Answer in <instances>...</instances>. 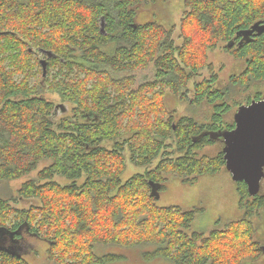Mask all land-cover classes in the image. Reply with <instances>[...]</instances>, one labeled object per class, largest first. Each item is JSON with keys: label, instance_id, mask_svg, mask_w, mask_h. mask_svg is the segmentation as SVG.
I'll return each mask as SVG.
<instances>
[{"label": "trees", "instance_id": "16d2710c", "mask_svg": "<svg viewBox=\"0 0 264 264\" xmlns=\"http://www.w3.org/2000/svg\"><path fill=\"white\" fill-rule=\"evenodd\" d=\"M150 1L0 0V233L20 240L26 226L54 264H114L126 256L97 246L144 245L156 247L145 259L174 264L256 262L264 193L237 182L243 215L189 235L203 209L159 206L150 182L161 194L171 177L194 185L226 169L221 133L235 128L240 106L264 99V32L227 44L264 24V0H181L180 44L177 25L138 24ZM217 50L245 63L225 86L209 61ZM149 69L153 78L138 80ZM169 94L189 103L188 115L177 116ZM62 103L69 111L54 120ZM210 146L214 155L203 154ZM159 156L122 184L127 157L148 167ZM20 199L39 204L20 210ZM0 264L30 263L4 247Z\"/></svg>", "mask_w": 264, "mask_h": 264}, {"label": "rangeland", "instance_id": "374dc122", "mask_svg": "<svg viewBox=\"0 0 264 264\" xmlns=\"http://www.w3.org/2000/svg\"><path fill=\"white\" fill-rule=\"evenodd\" d=\"M184 10L185 7L181 0H151L141 7L137 15V22L138 24L158 22L166 27L177 25L174 38L176 43L180 44L179 25ZM39 58L41 61H45L42 56H39ZM209 61L214 65L215 72L219 76V86H225L229 77L233 74H240L245 66L243 61L232 58L223 50L212 52ZM209 75V70H204L202 76L195 80L209 77ZM136 76L138 80H151L153 78L151 69L138 71ZM192 87L193 82H191L189 89ZM167 104L170 108L177 109V116L188 115L189 103L186 101L169 94L167 95ZM68 111V104H59L55 109L53 119L57 120ZM216 149L214 146L207 147L203 151V154L214 155ZM174 156H177V154ZM160 159L161 156L157 157L150 166L146 167L132 164L127 157V169L121 176L122 184H125L137 174H145L148 170L154 169ZM34 175L35 172L30 176L11 182L10 192L16 196L22 183ZM55 180L64 184L70 183V181L62 179L61 177H56ZM260 191L264 193V179L261 181ZM156 202L162 207L180 206L185 209L194 207L202 208L203 212L196 216L191 228L187 231L189 235L195 232L208 234L211 230L221 228L226 222L237 220L243 215L240 208V196L237 184L227 169H223L217 174L205 175L194 185H187L181 179L171 177L167 183V187L161 192ZM38 204V200L20 199L15 206L20 210H27L31 206ZM258 226L259 229L256 233L255 240L260 242L264 247V208L258 219ZM20 232H18L21 235L20 240H16L14 235L3 234L4 241L0 245L13 249L30 264H54L49 258L48 250L50 245L48 242L31 235L26 226H23ZM155 249V246L150 245H144L141 248L134 249L97 246L96 251L99 254L107 252L126 256L127 259L114 264H174L164 258L145 259L143 257V254L153 252ZM247 264H264V251L258 261Z\"/></svg>", "mask_w": 264, "mask_h": 264}, {"label": "water", "instance_id": "95a60500", "mask_svg": "<svg viewBox=\"0 0 264 264\" xmlns=\"http://www.w3.org/2000/svg\"><path fill=\"white\" fill-rule=\"evenodd\" d=\"M259 27L263 31L261 23H256L244 33V36L253 33ZM42 65L45 75L46 60L42 61ZM234 120L235 128L221 133L226 169L236 183L245 182L250 195L255 197L260 193L261 181L264 179V99L240 106ZM150 184L152 194L158 198L160 194L156 190V184L154 182Z\"/></svg>", "mask_w": 264, "mask_h": 264}, {"label": "flooded vegetation", "instance_id": "af4514ba", "mask_svg": "<svg viewBox=\"0 0 264 264\" xmlns=\"http://www.w3.org/2000/svg\"><path fill=\"white\" fill-rule=\"evenodd\" d=\"M260 23V22H259ZM261 26H263L264 27V24H261ZM264 32V29H263V31H262V28L261 27H259L258 28V30H256V31H254L253 33H248L246 36H244V33L243 34H241V35H239L238 37H240L239 39L238 38H233V40H231L228 44H227V46L229 47V48H234V47H236L237 45H241L243 42L245 43V42H247V41H249L250 40V38H254L255 36H257V35H259V34H261V33H263ZM21 233V232H20ZM20 233H18V235H20ZM12 236L14 235V234H11ZM21 236V235H20ZM4 241V236H3V233H0V244H2V242ZM0 247H5V246H3V245H0Z\"/></svg>", "mask_w": 264, "mask_h": 264}]
</instances>
